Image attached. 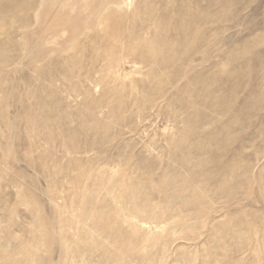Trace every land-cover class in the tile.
<instances>
[{
  "label": "rangeland",
  "instance_id": "rangeland-1",
  "mask_svg": "<svg viewBox=\"0 0 264 264\" xmlns=\"http://www.w3.org/2000/svg\"><path fill=\"white\" fill-rule=\"evenodd\" d=\"M0 264H264V0H0Z\"/></svg>",
  "mask_w": 264,
  "mask_h": 264
},
{
  "label": "bare ground",
  "instance_id": "bare-ground-1",
  "mask_svg": "<svg viewBox=\"0 0 264 264\" xmlns=\"http://www.w3.org/2000/svg\"><path fill=\"white\" fill-rule=\"evenodd\" d=\"M185 29V25L181 26V32L183 33ZM201 33V32H200Z\"/></svg>",
  "mask_w": 264,
  "mask_h": 264
}]
</instances>
